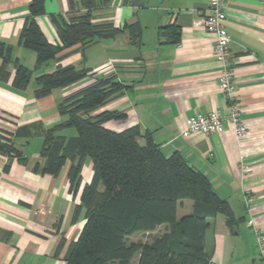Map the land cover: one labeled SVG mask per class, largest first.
I'll return each mask as SVG.
<instances>
[{"label":"crops","instance_id":"crops-1","mask_svg":"<svg viewBox=\"0 0 264 264\" xmlns=\"http://www.w3.org/2000/svg\"><path fill=\"white\" fill-rule=\"evenodd\" d=\"M132 1L111 0L97 7L93 21L117 27L139 22V42L134 43L125 31L84 48L80 44L66 48L37 67L36 52L19 40L31 0H0V135L8 136L19 126L35 122L45 128L59 123L64 116L58 104L65 96L96 79L115 76L128 87L95 113L121 111L126 117L108 120L105 127L123 131L138 125L142 134L150 131L165 155L179 152L228 201L235 217L232 224L222 212L208 218L204 250L210 264H264L256 235L247 225L252 217L264 227V0H226L235 95L248 128L242 139L229 123L221 132L182 135L191 116L215 109L222 114L230 111L219 84L223 64L213 51L214 35L194 25V19L205 14L209 0H141L143 5ZM80 12H71L69 0H45V14L36 21L48 41L58 44L53 15L69 19ZM173 24L180 28L177 42L159 34L161 28ZM19 64L33 70L25 88L13 82ZM70 64L89 68V75L45 96L35 95L39 75ZM138 140L145 142L143 137ZM13 144L27 160L10 158L0 150V264H68L65 254L86 222L84 208L76 220L73 216L82 188L91 178L92 163L86 159L81 186L71 189L70 160L58 174L35 171L36 162L43 161L40 132L15 137ZM247 192L254 198L249 208ZM193 205L192 199H183L177 216L191 213ZM167 230L163 223L128 239L139 242L142 234L153 237ZM139 255H134L132 264L138 263Z\"/></svg>","mask_w":264,"mask_h":264},{"label":"trees","instance_id":"trees-1","mask_svg":"<svg viewBox=\"0 0 264 264\" xmlns=\"http://www.w3.org/2000/svg\"><path fill=\"white\" fill-rule=\"evenodd\" d=\"M110 0H78L80 12L69 19L53 15L60 42L48 41L36 17L45 14V0H31L30 15L20 34V43L34 50L37 67L56 58L64 49L80 44L86 47L100 38H113L127 31L134 43L139 42L142 27L139 22L117 27L111 22L96 23L93 11ZM71 12H76L74 0H69ZM162 38L179 40L180 28L173 24L161 28ZM2 45H0V53ZM90 73L89 68L58 65L55 70L36 78L37 97L50 94L55 88L70 86ZM33 70L19 64L14 85L27 87ZM128 86L115 76L96 79L93 83L67 95L58 104L64 119L45 128L41 122L19 126L8 136L0 135V150L10 158L26 161L13 144L15 137H31L40 132L43 144L42 162L35 171L58 174L67 160L70 188H79L82 168L87 158L92 163V175L81 191V202L75 208L73 220L85 209L86 222L76 241L66 254L68 264H132L139 252L137 264H210L205 253V233L209 217L222 212L227 223L235 221L229 203L215 191L209 178L190 165L179 153L167 156L152 133L142 134L138 125L123 131L105 127L111 119H124L121 111H95ZM73 127L76 134L62 131ZM145 142L140 143L138 138ZM9 163L5 166L8 169ZM194 201L193 211L177 216L183 199ZM167 224L168 230L145 242H129L128 237L154 230Z\"/></svg>","mask_w":264,"mask_h":264},{"label":"built area","instance_id":"built-area-1","mask_svg":"<svg viewBox=\"0 0 264 264\" xmlns=\"http://www.w3.org/2000/svg\"><path fill=\"white\" fill-rule=\"evenodd\" d=\"M226 6V0H209L205 14L194 19V25L202 26L214 35L213 51L217 59L223 64L219 84L229 103L230 111L228 114H222L215 109L205 114L191 116L182 131L184 136L221 132L226 123L231 124L237 138H245L248 134L247 125L242 118V107L235 95V63L226 28ZM253 199L251 193L247 192L245 199L247 208H249ZM247 225L253 229L256 235L260 257L264 263V227L259 225L252 217L247 221Z\"/></svg>","mask_w":264,"mask_h":264},{"label":"rangeland","instance_id":"rangeland-1","mask_svg":"<svg viewBox=\"0 0 264 264\" xmlns=\"http://www.w3.org/2000/svg\"><path fill=\"white\" fill-rule=\"evenodd\" d=\"M74 1H75V5H76V9L75 10H78L80 8V5L78 4V0H74ZM62 134H66L67 136H73V135L76 134V130H75V128L70 127V128H67V129L63 130ZM87 160L91 161L90 158H87ZM150 236L152 237V234H148V235L142 234L141 236H139L138 241H141V242L149 241ZM128 241L130 243L134 242V240H132V238L128 239Z\"/></svg>","mask_w":264,"mask_h":264},{"label":"water","instance_id":"water-1","mask_svg":"<svg viewBox=\"0 0 264 264\" xmlns=\"http://www.w3.org/2000/svg\"><path fill=\"white\" fill-rule=\"evenodd\" d=\"M132 3L143 5V2L141 0H133Z\"/></svg>","mask_w":264,"mask_h":264}]
</instances>
